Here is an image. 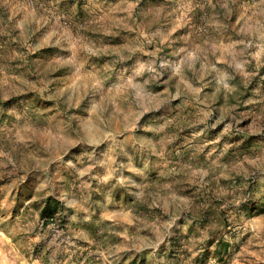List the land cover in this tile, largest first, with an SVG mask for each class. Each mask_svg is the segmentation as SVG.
<instances>
[{"label":"rangeland","instance_id":"1","mask_svg":"<svg viewBox=\"0 0 264 264\" xmlns=\"http://www.w3.org/2000/svg\"><path fill=\"white\" fill-rule=\"evenodd\" d=\"M0 264H264V0H0Z\"/></svg>","mask_w":264,"mask_h":264},{"label":"trees","instance_id":"2","mask_svg":"<svg viewBox=\"0 0 264 264\" xmlns=\"http://www.w3.org/2000/svg\"><path fill=\"white\" fill-rule=\"evenodd\" d=\"M54 212H55V209L52 206L47 205V203H45L42 209L40 210V215L46 216V217H52Z\"/></svg>","mask_w":264,"mask_h":264}]
</instances>
